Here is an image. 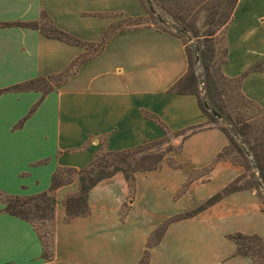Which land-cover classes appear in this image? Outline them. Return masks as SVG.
<instances>
[{"label":"crops","instance_id":"0c3cea01","mask_svg":"<svg viewBox=\"0 0 264 264\" xmlns=\"http://www.w3.org/2000/svg\"><path fill=\"white\" fill-rule=\"evenodd\" d=\"M43 14L58 30L95 43L114 24L112 16L138 18L145 10L139 0H0V91L9 90L0 95V194L24 197L47 192L60 169L81 170L102 150L120 152L163 139L162 128L145 116L172 133L203 127L183 144L203 136L211 142L200 156L174 157L186 167L174 169L164 162L157 171L135 173L133 194L122 174L99 182L88 193L89 214L68 222L63 201L78 192V179L56 189L50 260L43 258L31 224L7 214L0 204V264H138L147 239L165 220L203 204L242 169L219 161L204 179L180 193L189 171L211 164L227 140L206 126L194 96L169 93L187 69L184 45L153 27L114 34L99 55L50 93L13 91L15 86L61 74L85 53L19 26L38 22ZM224 37L227 58L222 74L229 79L243 76L242 94L264 108V0H238ZM255 67L257 71L247 73ZM212 182L217 193L198 194L199 187ZM227 218L258 219L264 225L257 193H232L189 219L171 223L150 250L149 264H211L205 253L196 254L189 247L188 235L198 223L199 229L211 230ZM235 231L226 237L235 233L264 237V229ZM234 252L233 244L216 263L252 264Z\"/></svg>","mask_w":264,"mask_h":264},{"label":"trees","instance_id":"16d2710c","mask_svg":"<svg viewBox=\"0 0 264 264\" xmlns=\"http://www.w3.org/2000/svg\"><path fill=\"white\" fill-rule=\"evenodd\" d=\"M139 2L145 9L146 17L136 19L137 21L140 20V22L135 26L145 23V28L153 27L157 31L168 33L179 38L184 45L187 69L184 75L169 89V93L194 96L200 111L206 117V126L217 129L227 140L226 146L217 154L214 161L206 167L199 169L201 172L200 177L207 176L219 161H230L233 165L242 169V174L232 180L220 192L210 197L200 206L165 220L151 234L150 239L146 242L142 257L138 262V264H149L150 250L159 243L168 225L171 223L189 219L207 207L219 202L224 197L238 191H255L261 200L260 193L264 195V108H261L242 94L240 85L243 76L229 79L222 74L221 67L226 63L227 58L226 48L223 53V59L218 69L216 68L220 60L218 59L220 52L216 48V42L213 39L218 30L227 27L230 23L232 12L238 0H139ZM219 8H222V10L226 9V11L216 19ZM157 11L179 24L170 28L167 27L163 18L157 14ZM201 13L205 14L203 25L205 27H215L214 31L209 30L206 34H202L201 37L207 43L203 46V50H200V45L197 46L199 48L198 61L202 64L205 71V82L203 83L206 85L208 96V98L203 97V99L199 97V76L194 69L192 60L188 56L186 44L181 39L188 32L195 38L199 37L196 27L199 23ZM42 17L48 20L52 31L51 35H45L46 37L58 39L66 44L77 47H81L85 43L58 30L47 15L43 14ZM38 22L20 24L19 26L39 31ZM158 25L163 26L164 29L159 28ZM140 28L134 27L127 30H114L108 26L98 41V50L95 51L94 56L85 58V52L75 59L64 72L57 75L61 77V80L57 84L64 82L83 63L99 55L111 36L116 33ZM170 30H173L175 33H172ZM257 69L256 67L252 68L247 73L257 71ZM43 81L44 78L32 80L25 84L15 86L12 90L36 91L42 95L52 92L54 90L52 86L41 89L37 87ZM6 91L9 90L0 91V95ZM145 117L155 121L162 128L164 131L163 139L152 143H144L137 148L120 152L102 150L93 158L87 167L81 170L60 169L53 174L50 188L47 192L28 197L4 196V211L11 216L30 223L36 231L42 244V255L44 259L50 260L52 257L53 234L49 230L51 239L44 241V236L38 232L34 223L36 220L50 224L53 223L56 207L53 192L73 181L71 177L61 178V174L78 177V192L74 196L65 198L63 201L65 221L68 222L75 217H83L89 214L88 193L99 182L109 179L118 173L122 174L130 193L133 194L135 191V173L157 171L161 168L165 160H167L165 162H168L166 154L180 153L183 142L189 136L203 128L198 127L172 133L155 118ZM169 134L182 136L178 147L176 149L169 148L166 151L155 150L154 148L168 141L167 136ZM167 164L174 169H181L187 166V164H181L177 161L174 162V160H172L171 164ZM191 171H189L186 183L180 193H183L193 181L197 180L191 177ZM261 212L264 214V203H262V200ZM228 239L235 246L234 256L249 258L252 264H264V237L235 233L228 235Z\"/></svg>","mask_w":264,"mask_h":264},{"label":"rangeland","instance_id":"374dc122","mask_svg":"<svg viewBox=\"0 0 264 264\" xmlns=\"http://www.w3.org/2000/svg\"><path fill=\"white\" fill-rule=\"evenodd\" d=\"M225 11H226V9L222 10V8H219L217 10L216 19H218L222 13H225ZM157 14H159L163 18L166 26L169 28L174 26V25L179 24L178 22L172 20L171 18H169L166 15L161 14L158 11H157ZM204 15L205 14H202V13L200 14L199 23L196 27L197 35L199 37L195 38V37H193V35L190 32H188L185 35H183L181 38L183 40V42L186 44L188 56H189L190 60H192L194 69H195L197 75L199 76L200 83L198 84V91L200 92V94H199L200 99H203V97L208 98V96H207V92H206V85H204V83H203V82H205V80H204L205 71L203 69L202 64H200L198 61L199 48H197V46L200 45V47H201L200 50H203V46H205L207 43L204 42L203 38L201 37L202 34H206V32H208L209 30H213V31L215 30V27L211 28V27H207V26L205 27L203 25V23L205 21ZM143 17H146V12H145V15ZM143 17H138V18H143ZM112 18H115V20L113 21L114 24H111L110 27H111V29H114V30H119V29L127 30V29H132L134 27H141L142 28V27L146 26L145 23H141L140 25L135 26V25H137V23L140 22V20L139 21L136 20L138 18H131V17L128 18V17H123V16H117V15L112 16ZM158 27L164 29V27L161 25H158ZM38 29L44 35H51V33H52L49 22L44 17H41V19L39 20ZM225 30H226V27L218 30L216 32V36L213 39V41L215 40V42H216V48H218L219 52H220V56L218 58L220 60L218 62V65H216L217 69L220 65L221 60L223 59V53H224V50L226 48L225 37H224ZM170 31L172 33H175L173 30H170ZM80 48L85 50L86 54L84 55V57L88 58V57L94 56L95 51L98 50V42H95V43H86L85 42L83 45H81ZM60 80H61V77H59V76H56V77L52 76L50 78H44V81L39 83L37 85V87H39L40 89L44 88V87H51V86L55 87V85L56 86L59 85L57 83ZM167 139H168V141L166 143H164L163 145H160L154 149L160 150V151H166L169 148L176 149L180 143V140L182 139V136H175V134H169L167 136ZM210 142H211V139L207 136L192 139L191 141L187 142V144H183L182 151H180L179 154H175V153L166 154V158H168V162H165L167 160H165L164 162L166 164L167 163L171 164L172 160H174V162H176L175 158L177 155H178L177 157H179L181 159H186V160H190V159H188L189 156H200L201 150L207 148L208 145L210 144ZM182 166H184V165H182ZM190 173H191V177H193L194 179H197V180L201 179V177H200L201 172L199 169L193 170ZM60 176H61V178L71 177L72 180L78 178L77 176H70V175H66V174H61ZM199 188L200 189L198 190V194H200L202 196H208V195H210V193L213 195V194L218 192V190H217L218 188H216L215 182H212L209 185H206L205 187H199ZM212 195H210V196H212ZM260 196L262 197L261 198L262 203H264L263 193L262 194L260 193ZM24 197H28V196H24ZM4 198L5 197L2 194H0V204L4 205V207H5V204H4L5 199ZM200 205L201 204H199V206ZM149 207H150V205L149 206L146 205L144 208H149ZM34 225L37 227L38 232L40 234H42V236H44V241H49L51 239V237H50V234H51L50 233V231H51L50 225L51 224L50 223L43 222V221L41 222L39 220H36ZM199 225H200V223L196 224L194 230L188 235L190 237L189 240L191 241L190 244H188V245L191 249L192 248L194 249L196 254H200V253L204 254L205 253L211 259V264H217L216 258L222 257L223 255H225L231 251L233 244L226 237L227 232L230 231L229 233H233V232H236L235 231L236 229H243V230L246 229L247 231H261V229H264V225L258 219H253L251 221H249L247 219L240 221V220H235L234 218L221 219L215 223V227L211 230L206 229L204 226H202V228L199 229ZM150 237H151V235L149 236L148 239H150ZM152 239L154 240V238H152Z\"/></svg>","mask_w":264,"mask_h":264}]
</instances>
